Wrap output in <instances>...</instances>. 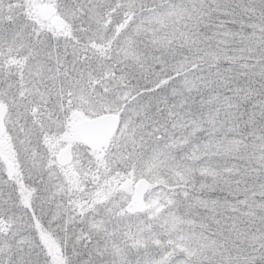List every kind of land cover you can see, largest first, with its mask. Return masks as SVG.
Segmentation results:
<instances>
[{
  "label": "rangeland",
  "instance_id": "1",
  "mask_svg": "<svg viewBox=\"0 0 264 264\" xmlns=\"http://www.w3.org/2000/svg\"><path fill=\"white\" fill-rule=\"evenodd\" d=\"M246 1L256 25L250 51L240 54L247 72L214 76L207 65L182 72L195 56L203 20L189 16L177 45L150 44L140 31L155 7L161 12L177 1L0 0V107L8 109L0 140V264H157L150 253L175 252L165 217L174 211L180 222L183 215L170 189L193 180L178 179L188 152L159 102L175 95L179 109L247 137L255 179L264 177V0ZM44 4L66 22L62 32L39 17ZM135 93L141 97L130 103ZM158 95L152 109L149 99ZM104 115L119 116L121 127L104 149L92 151L77 130ZM66 146L74 160L62 167L56 155ZM8 162L15 165L13 180ZM127 179L151 185L143 214L131 207L134 186L121 189ZM224 180L212 187L194 182L184 216L198 218L202 189L240 195L241 181ZM211 208L219 211L207 202L206 211ZM250 219H239L236 228L244 225L249 234L246 257L264 264V211Z\"/></svg>",
  "mask_w": 264,
  "mask_h": 264
},
{
  "label": "trees",
  "instance_id": "2",
  "mask_svg": "<svg viewBox=\"0 0 264 264\" xmlns=\"http://www.w3.org/2000/svg\"><path fill=\"white\" fill-rule=\"evenodd\" d=\"M173 1L177 2L161 12H156L158 10L155 7L145 18L147 20L141 23L140 31L147 36L150 44L167 45L173 42L172 44L177 45L175 41L183 37L180 33L185 30L184 24L201 19L206 23L205 29L196 38L198 46H195V56L192 59L189 56L186 65L182 63V72L197 73L195 70H200L203 65H207L211 73H215L214 76H235L247 72V66L240 61V54L247 49L250 51L256 25L252 20L253 11L250 12V7L246 6V0H238V5L233 4V0ZM188 53L189 50H181V55ZM207 67L205 70L208 71ZM162 86L163 83H159L153 89L157 90ZM129 94L128 96H132ZM184 95L191 97L192 90L187 89ZM133 96L135 98H131L130 103L141 97L136 93ZM159 96L149 99L152 109H155ZM148 98L143 101L146 102ZM177 98L175 95L168 102H159L165 115L170 114L175 119L176 124L170 125L174 138L188 152L176 171L180 175L178 179L193 180L189 183H176L170 189V192L177 194V198L172 199V204L174 202L183 215L180 222H175L174 211L165 217L167 224L174 229L175 243L171 246L174 248L175 245V252L170 254L163 251L160 257H153L152 252L151 260L157 264H259L257 260L251 261L245 255L249 234L244 225L236 228L239 219L252 220L250 218L264 211V177L255 179L251 141L228 126L220 123L213 125V120L205 115L194 116L193 111L187 107L179 109L178 102H175ZM179 110L186 111L187 114L175 116ZM229 177L234 181H241L243 187L238 190L240 195L234 196L222 188H217L213 193L202 189L196 194L198 218L184 216L183 210L191 207L187 198L191 199L194 187H197L194 182L201 183L202 186H221L224 179ZM244 179H248L250 183L248 181L247 185V180L243 183ZM207 202L218 207L219 211L211 208L207 212Z\"/></svg>",
  "mask_w": 264,
  "mask_h": 264
},
{
  "label": "water",
  "instance_id": "3",
  "mask_svg": "<svg viewBox=\"0 0 264 264\" xmlns=\"http://www.w3.org/2000/svg\"><path fill=\"white\" fill-rule=\"evenodd\" d=\"M39 17L49 22L51 27L58 33L66 28V22L57 16L53 6L44 4L38 10ZM8 110L0 107V140L7 132L6 118ZM121 127V119L117 115H104L93 120H86L80 124L77 130L79 140L92 151H100L110 142L117 134ZM74 160L73 149L66 146L56 155V163L59 166L67 167ZM7 176L13 179L16 175L15 165L11 162L6 164ZM134 186V192L131 199V207L137 214H143L147 210L145 197L151 187L150 183L145 179H140L136 183L127 179L121 184L122 190H129Z\"/></svg>",
  "mask_w": 264,
  "mask_h": 264
},
{
  "label": "bare ground",
  "instance_id": "4",
  "mask_svg": "<svg viewBox=\"0 0 264 264\" xmlns=\"http://www.w3.org/2000/svg\"><path fill=\"white\" fill-rule=\"evenodd\" d=\"M6 108V107H5ZM7 109V108H6ZM8 110V109H7ZM7 172V171H6ZM9 179V178H8ZM14 179V178H13ZM13 179H9V180H13Z\"/></svg>",
  "mask_w": 264,
  "mask_h": 264
}]
</instances>
